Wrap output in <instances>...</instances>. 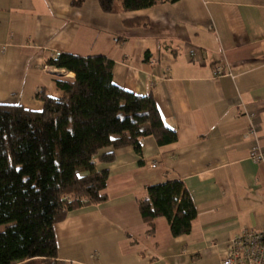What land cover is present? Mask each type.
I'll list each match as a JSON object with an SVG mask.
<instances>
[{
	"label": "crops",
	"instance_id": "crops-1",
	"mask_svg": "<svg viewBox=\"0 0 264 264\" xmlns=\"http://www.w3.org/2000/svg\"><path fill=\"white\" fill-rule=\"evenodd\" d=\"M71 1L0 0V103L40 110L37 91L59 97L56 80L74 77L47 59L103 55L114 62L116 85L152 94L176 140L146 137L141 157L129 146L104 149L114 153L111 163L95 157L108 172L107 199L54 225L57 259L221 264L228 239L264 229V160L249 158L254 148L264 152V0H175L134 11L116 1L111 13L97 0ZM172 179L196 208L190 233L180 237L164 217L151 229L137 203L147 186Z\"/></svg>",
	"mask_w": 264,
	"mask_h": 264
},
{
	"label": "trees",
	"instance_id": "trees-1",
	"mask_svg": "<svg viewBox=\"0 0 264 264\" xmlns=\"http://www.w3.org/2000/svg\"><path fill=\"white\" fill-rule=\"evenodd\" d=\"M97 1L111 13L116 1L134 11L175 0ZM46 64L74 75L71 81L56 80L59 97L37 91L40 110L0 103V264H66L57 259L54 225L71 211L107 199L108 172L97 169L94 158L111 163L114 153L102 151L128 146L141 157L146 137L159 145L176 140L150 92L136 95L113 82L109 58L60 52ZM137 203L151 229L155 218L164 217L172 236L190 233L196 208L181 180L147 186Z\"/></svg>",
	"mask_w": 264,
	"mask_h": 264
},
{
	"label": "built area",
	"instance_id": "built-area-1",
	"mask_svg": "<svg viewBox=\"0 0 264 264\" xmlns=\"http://www.w3.org/2000/svg\"><path fill=\"white\" fill-rule=\"evenodd\" d=\"M215 73L220 74L221 68L217 67ZM254 131V126L251 125L246 133L253 135ZM249 158L255 162L263 161L264 152L254 148L250 151ZM221 264H264V229L246 227L228 239Z\"/></svg>",
	"mask_w": 264,
	"mask_h": 264
},
{
	"label": "rangeland",
	"instance_id": "rangeland-1",
	"mask_svg": "<svg viewBox=\"0 0 264 264\" xmlns=\"http://www.w3.org/2000/svg\"><path fill=\"white\" fill-rule=\"evenodd\" d=\"M64 77H67L66 75H64ZM55 97V96H54ZM39 100V99H38ZM40 101V100H39ZM4 228V226H0V231Z\"/></svg>",
	"mask_w": 264,
	"mask_h": 264
}]
</instances>
